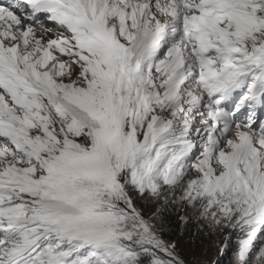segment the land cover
<instances>
[{
    "label": "snow or ice",
    "instance_id": "6c2138e0",
    "mask_svg": "<svg viewBox=\"0 0 264 264\" xmlns=\"http://www.w3.org/2000/svg\"><path fill=\"white\" fill-rule=\"evenodd\" d=\"M257 106L264 0L0 5V264H183L169 198L264 264Z\"/></svg>",
    "mask_w": 264,
    "mask_h": 264
},
{
    "label": "rangeland",
    "instance_id": "374dc122",
    "mask_svg": "<svg viewBox=\"0 0 264 264\" xmlns=\"http://www.w3.org/2000/svg\"><path fill=\"white\" fill-rule=\"evenodd\" d=\"M253 112V119L256 121V128L258 130L260 122L264 120V107L257 106ZM237 118L242 121L247 120L249 118L248 110L242 109L237 114ZM189 226L190 228L182 223L181 230H179L182 238L178 241H172L176 244L175 251L178 258L183 261V264H213L222 252L221 249L225 247V237L229 238L230 233L211 231L207 234L208 231L207 233L204 232L209 228L197 222ZM262 244H264V237H258L255 246L256 251L259 250Z\"/></svg>",
    "mask_w": 264,
    "mask_h": 264
},
{
    "label": "trees",
    "instance_id": "16d2710c",
    "mask_svg": "<svg viewBox=\"0 0 264 264\" xmlns=\"http://www.w3.org/2000/svg\"><path fill=\"white\" fill-rule=\"evenodd\" d=\"M136 205L143 212L145 217H153V222L162 229L161 235L163 239L178 241L182 238V234L179 233L182 224L180 216L184 215V212L183 209L177 208L171 198L168 200L161 199L158 203L145 202L144 200L138 199ZM195 222H197L195 219H191L186 224V227L190 228L189 225H193ZM210 232L211 231L208 229L204 233L209 234ZM238 235L239 233L237 232L230 233L229 238L227 239V247L223 248L224 251L220 253L218 259H216L213 264H232L234 252L237 247ZM256 244L257 240L255 241V246Z\"/></svg>",
    "mask_w": 264,
    "mask_h": 264
},
{
    "label": "bare ground",
    "instance_id": "6f19581e",
    "mask_svg": "<svg viewBox=\"0 0 264 264\" xmlns=\"http://www.w3.org/2000/svg\"><path fill=\"white\" fill-rule=\"evenodd\" d=\"M8 3V2H7Z\"/></svg>",
    "mask_w": 264,
    "mask_h": 264
}]
</instances>
